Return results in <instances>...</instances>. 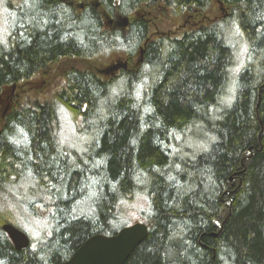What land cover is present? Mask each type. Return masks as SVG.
<instances>
[{"label":"trees","instance_id":"1","mask_svg":"<svg viewBox=\"0 0 264 264\" xmlns=\"http://www.w3.org/2000/svg\"><path fill=\"white\" fill-rule=\"evenodd\" d=\"M4 5L0 107L50 67L61 88L0 108V264H63L116 233L138 196L148 234L125 264H264V0ZM187 13L194 25L174 35ZM111 52L128 62L115 76L80 64ZM58 107L79 151L60 142ZM3 223L29 246L17 251Z\"/></svg>","mask_w":264,"mask_h":264},{"label":"rangeland","instance_id":"2","mask_svg":"<svg viewBox=\"0 0 264 264\" xmlns=\"http://www.w3.org/2000/svg\"><path fill=\"white\" fill-rule=\"evenodd\" d=\"M5 0H0V37H3L6 32H8V28L6 27L8 24V17H5L8 10L6 9V6L4 5ZM18 0H12L13 4H17ZM190 13V12H189ZM189 13H187L179 23L178 26L179 29H176V27H172L170 31H173L174 35H180L184 30L190 29L191 26H193L194 21L187 16H189ZM113 21V20H112ZM112 23H110L111 25ZM245 54V48L244 45L240 44L238 49L237 58L240 63L243 62ZM126 55L123 52H111L109 54H105L103 56L95 57L93 59L81 62L83 68H91V69H103L105 70L111 63H115L116 60L121 59L124 60ZM134 60V59H133ZM135 61V60H134ZM239 63V64H240ZM131 64H133L131 62ZM238 65L237 67H239ZM130 68V67H129ZM58 71L59 69L57 66L50 67L47 72L43 73L42 75L38 74L33 77L32 80L29 82H26L22 88L17 90H11L9 92L6 91V94L8 93V96L5 100V95L3 98V102L1 103V107L6 102V105L8 106L11 103H18L20 105L29 103V102H45L47 100H50L51 97H53V94L60 90L61 88V80L58 77ZM104 76V75H102ZM107 77V76H105ZM232 89V88H231ZM59 108V107H58ZM58 117L59 118V139L60 142L64 143V145L67 146V148H72L76 151H79V149L82 147L84 138L76 133L74 125L71 121V115L67 113L66 110L63 108L58 109ZM196 145V144H194ZM15 196L20 199L19 196L15 194ZM27 197L25 196V199ZM6 202L0 203V206H4ZM16 208V207H15ZM123 212L120 213L118 216V219L115 222V227H122L124 225L131 224L136 221H143L145 220L143 211L147 209V200L142 197L138 196L133 199L129 204L124 205ZM20 228H23L21 225H17ZM36 227V225H34ZM24 232L27 233L25 229H23Z\"/></svg>","mask_w":264,"mask_h":264},{"label":"water","instance_id":"3","mask_svg":"<svg viewBox=\"0 0 264 264\" xmlns=\"http://www.w3.org/2000/svg\"><path fill=\"white\" fill-rule=\"evenodd\" d=\"M122 29L128 25L127 17L117 16L114 19ZM112 21V20H111ZM143 54L141 47L140 60ZM126 59H118L106 69L114 72L126 69ZM231 180V179H230ZM2 231L8 236L14 248L19 251L30 244L28 235L11 223H3ZM148 227L142 221H136L121 227L111 235L96 234L85 240L73 255L63 264H125L134 249L146 238Z\"/></svg>","mask_w":264,"mask_h":264},{"label":"flooded vegetation","instance_id":"4","mask_svg":"<svg viewBox=\"0 0 264 264\" xmlns=\"http://www.w3.org/2000/svg\"><path fill=\"white\" fill-rule=\"evenodd\" d=\"M110 23H111V22H110ZM115 26H116L117 28H121V27L119 26V23H117V22H116ZM116 61H117V60H116ZM116 61H115V62H116ZM112 64H114V63H111V65H112ZM119 71H120V69L117 70V71H114V72H109L108 69H105L103 75H104V76H107V77H111V76H115L116 74H118Z\"/></svg>","mask_w":264,"mask_h":264},{"label":"bare ground","instance_id":"5","mask_svg":"<svg viewBox=\"0 0 264 264\" xmlns=\"http://www.w3.org/2000/svg\"><path fill=\"white\" fill-rule=\"evenodd\" d=\"M14 225V224H13Z\"/></svg>","mask_w":264,"mask_h":264}]
</instances>
